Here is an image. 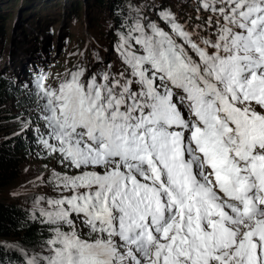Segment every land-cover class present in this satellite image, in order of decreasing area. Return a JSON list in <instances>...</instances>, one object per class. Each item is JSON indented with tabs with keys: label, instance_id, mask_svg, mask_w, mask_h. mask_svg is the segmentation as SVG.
I'll use <instances>...</instances> for the list:
<instances>
[{
	"label": "snow or ice",
	"instance_id": "snow-or-ice-1",
	"mask_svg": "<svg viewBox=\"0 0 264 264\" xmlns=\"http://www.w3.org/2000/svg\"><path fill=\"white\" fill-rule=\"evenodd\" d=\"M193 2L126 0L117 65L37 77L22 131L60 170L18 264H264V0Z\"/></svg>",
	"mask_w": 264,
	"mask_h": 264
},
{
	"label": "rangeland",
	"instance_id": "rangeland-1",
	"mask_svg": "<svg viewBox=\"0 0 264 264\" xmlns=\"http://www.w3.org/2000/svg\"><path fill=\"white\" fill-rule=\"evenodd\" d=\"M19 1L0 0V78L11 83L18 93L9 97L8 107L14 118L18 122L31 120L32 127H42L36 119L37 77L44 74L47 77L45 83L54 88L67 77L69 71L75 70V66L97 71L103 67L102 61L117 65L116 55L112 52L114 32L107 14L94 8L95 0H25L24 8L17 6ZM73 1H76L75 13L69 12ZM148 2L156 7L170 3L173 9L187 5L183 18L190 15L195 6L193 0ZM9 14L11 17L8 20ZM32 23L35 27L31 26ZM97 57L100 59L97 60ZM18 105L21 107L15 109ZM16 130L11 126L10 131L13 132L9 135L21 131ZM31 147H34L33 150L20 164L19 177L0 190V199L29 209L35 195L52 194L49 188L34 187L30 181H36L38 175H48L45 165L48 169L55 167L60 170V165L54 160L38 155V144L32 143ZM36 183L39 184V181Z\"/></svg>",
	"mask_w": 264,
	"mask_h": 264
},
{
	"label": "trees",
	"instance_id": "trees-1",
	"mask_svg": "<svg viewBox=\"0 0 264 264\" xmlns=\"http://www.w3.org/2000/svg\"><path fill=\"white\" fill-rule=\"evenodd\" d=\"M24 3L25 0H20L17 6L24 8ZM125 3L126 0H95L94 8L100 13L104 12L107 14L111 20V29H113V25L117 19V13ZM174 5L177 6V4ZM163 6L182 18L185 16L183 10L187 9V5L177 9H173V4L171 5L170 3H166ZM69 8V12L74 11L73 13H75L76 1H73ZM10 17L9 14L8 20ZM31 26L35 27V23H32ZM112 52L114 55H117L113 47ZM17 95L18 93L11 83L0 78V190L19 177L18 173L22 160L27 157L29 151L33 150L34 147H31L32 143L37 144L32 130L22 131L23 122L26 120L18 122L8 107L9 97ZM19 107L21 105H18L15 109ZM11 126L17 129V132L19 130L21 131L10 136L9 134L13 132L10 131ZM32 128L34 129L35 127ZM28 211L29 208L20 206L15 202L0 199V245H19L26 249H32L39 243L42 226L31 221L25 223L27 221ZM19 259L20 254L16 250L0 247V264H18Z\"/></svg>",
	"mask_w": 264,
	"mask_h": 264
},
{
	"label": "bare ground",
	"instance_id": "bare-ground-1",
	"mask_svg": "<svg viewBox=\"0 0 264 264\" xmlns=\"http://www.w3.org/2000/svg\"><path fill=\"white\" fill-rule=\"evenodd\" d=\"M20 4H21V3H20ZM26 9H27V8H26ZM11 28H12V29H16V26H15V27H14V26H12ZM3 72H5V71H3Z\"/></svg>",
	"mask_w": 264,
	"mask_h": 264
}]
</instances>
